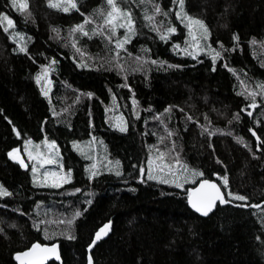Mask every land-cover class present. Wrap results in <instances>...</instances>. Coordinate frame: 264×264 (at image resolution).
Wrapping results in <instances>:
<instances>
[{
	"label": "trees",
	"instance_id": "obj_1",
	"mask_svg": "<svg viewBox=\"0 0 264 264\" xmlns=\"http://www.w3.org/2000/svg\"><path fill=\"white\" fill-rule=\"evenodd\" d=\"M75 2L79 11L64 13L50 7L48 0H26L27 11L20 12L9 0H0V12L14 21L8 33L0 28V184L13 193L0 198V264H18L14 254L32 243L58 244L60 260L47 264H86L87 245L109 221L110 231L90 250L93 264H264V143L258 151L249 131L252 128L264 141V95L257 88L264 84V0H183V12L204 22L207 43L221 53L215 65L214 51L206 49L193 59L173 50L174 43L181 49L188 46L187 29L175 15L180 0H114L121 11H131L137 31L119 54L124 68L119 75L106 62L113 61L115 51L104 38L107 0ZM156 5L161 12L155 14V24L161 29L177 27L168 41L158 39L151 25L145 27L143 17L152 16ZM81 23L89 36L70 31ZM93 28L103 35L93 34ZM13 32L22 33L18 42L26 51L20 52L17 41L8 39ZM124 34L117 29V36ZM73 39L80 52L72 47ZM144 49L165 64H139L136 57H143ZM52 60L56 63L46 97L35 77L41 65ZM81 61L87 67L78 68ZM137 67L141 70L134 71ZM124 83L132 91L120 87ZM248 92H256V108H248L253 103ZM133 97L139 118L132 116ZM166 107L170 113L164 112ZM158 113L163 123L153 119ZM185 113L193 120H186ZM115 114L128 124L126 132L112 127ZM197 121L213 133L211 137ZM165 125L174 133L171 139ZM45 138L56 141V167L73 169L72 180L61 188L34 184L33 161L25 157L27 167L20 168L7 157L12 147L21 154L32 147L30 143L25 149L24 139L43 148ZM91 138L98 142V156L104 155L109 162H103L120 177L104 171L106 164L101 163V175L88 181L85 165L91 159L71 142L77 141L80 149L79 144ZM161 152L166 153V163L178 157L206 179L218 181L227 174L229 186L222 190L230 202L217 203L202 217L189 208L186 192L200 177L183 188L147 180L148 157ZM140 165L145 168L143 183L137 179ZM76 188L82 191L76 193ZM228 191L248 199L236 200ZM77 210L82 214L71 225L65 223ZM48 218L57 221L47 223ZM36 221L44 223L37 228Z\"/></svg>",
	"mask_w": 264,
	"mask_h": 264
},
{
	"label": "snow or ice",
	"instance_id": "obj_2",
	"mask_svg": "<svg viewBox=\"0 0 264 264\" xmlns=\"http://www.w3.org/2000/svg\"><path fill=\"white\" fill-rule=\"evenodd\" d=\"M9 3L12 5V7L18 11L24 12V10L28 7L26 0H9ZM48 4L52 8H57L63 11L64 13H68L71 10H77L78 5L75 2V0H48ZM107 4L110 6L111 10L107 13V16L104 17L105 20V26L108 30V35H106L104 38L107 39L110 43L114 44L115 51L113 53V61H106L109 63L110 67L114 66L117 70V74H121L124 71V68L122 64L119 62V54L120 52L126 51V45L131 41L132 37L137 34L136 31V20L133 18V15L130 10L125 9L121 11L117 7V5L114 3V0H107ZM18 5V7H17ZM169 12L172 11L170 8L168 10ZM161 9L159 8V5L155 6V11L152 16L144 15L143 19L147 23L145 24V27H149L151 25V30L157 33L158 39L162 41H168L171 36H173L177 32L176 26H168L167 28L161 29L159 26L155 24V14L160 13ZM165 16H167V12L163 13ZM176 19L187 29V36L185 38V44L188 46L181 49L180 45L178 43L173 44V50L176 51L178 55H188L191 56L193 59H196L199 53L205 52L206 49L208 51H214L210 44L207 43L209 39V30L205 26L204 22L200 19H195L190 16H188L186 13L183 12V0H180V8L176 10ZM85 22L89 21V17L85 16ZM7 25L6 27L4 25ZM0 28H3V31L5 33H8L10 29L14 28V21L11 19L7 14L0 12ZM122 28L124 29V36L119 37L117 36V29ZM54 32H57V36H59V33L56 29H53ZM72 33H75L79 31V33L82 36H89V33L85 31L84 23L76 24L72 27L70 30ZM93 34H101L103 35V32H101L98 28L92 29ZM22 36V33L20 32H13L8 36L9 40H16L17 41V48L20 52L26 51L25 47L22 46L18 41L19 38ZM91 38V37H89ZM189 38H191L192 43L189 44ZM238 37L234 34L233 40L236 41ZM219 44V41L217 42ZM72 47L76 49V52H80V49L76 46V41L72 40ZM15 51V49H14ZM147 49H144L145 55L137 56L136 60L139 62V64L143 65L145 63L150 62L151 65H160L163 66L165 64L164 61L161 60H155L151 59L150 56H147ZM129 55H131L129 53ZM221 57L220 51H214V54L211 56V60L213 64L215 65L218 58ZM56 63L55 60L49 61L48 64L41 65V72L37 73L35 79L38 84H42L41 87V94L43 96H48L49 92L51 90L52 86V80L49 79V73L53 71V65ZM76 66L78 68L87 67L86 64H84L82 61L77 63ZM227 66V65H225ZM168 67H179L178 65H168ZM141 69L137 67L134 69V71H140ZM215 70V68H213ZM229 71H234L233 69H229ZM120 87L129 88V91H132L131 88L127 83H124L120 85ZM257 88L260 90V94L264 95V84H257ZM111 92V89L109 90ZM88 97H92L93 93L89 92L86 93ZM248 96H251L253 98V103L248 105V108H256L257 105L255 103V96L256 92H248ZM132 103V116L134 118H139V113L136 111V105L137 101L133 97L131 99ZM107 112V109H105ZM171 108L166 107L164 109L165 113H170ZM181 111H183L181 109ZM245 109H241V112H244ZM53 115L55 116L56 113L53 112ZM186 120L192 121V116L188 115L187 113L184 114ZM248 115L251 116L252 113L248 112ZM170 118V117H169ZM7 119V117H5ZM118 123L112 124V127L117 128L120 132H126L128 128V124L125 122L124 118L122 116H118L117 118ZM153 119H160L163 123V119L161 114H157ZM234 119L239 120L240 116L234 115ZM205 120L207 121V117L205 116ZM90 126H91V118H90ZM199 127H201L202 131H207L209 137L212 136V132L208 131V129L204 125H199V122H196ZM165 130L167 131L168 138L171 139V137L174 135L172 131H168L167 126L165 125ZM13 131L16 132V128H13ZM249 131L252 133L253 136L257 139V150H260L261 143H264V141H261V138L257 136V133L252 130V128H249ZM19 136V133H17ZM91 135V134H90ZM163 139V138H161ZM237 140L240 143H244V141L240 138H237ZM160 143V140L157 141ZM31 141L29 139H24V146L25 149L28 148ZM44 146L48 149H50L47 157L41 156L40 153L33 154V151H26V155L29 158V160L33 161V165L31 168V172L33 174V183L36 184L39 180L38 176V167L37 163L42 167L43 165H58L59 159H60V153L57 148V144L55 140H48L45 138L43 141ZM72 146L74 149H77L78 151L83 154V149H78V142L72 141ZM212 145L209 144V148H211ZM165 155L166 153L161 152L158 157H156L157 163L156 167L154 169L153 167V158L151 155H149L147 164V180H156L160 181L164 184H174L176 188H183L184 184L190 179V178H196L200 177L198 185L187 188V202L191 206L192 209L195 210L196 213H199L203 216H208L210 212H212L213 208L217 205V203L223 205L226 202L224 192L222 189L228 188V180H227V174H225L224 177L219 178L217 182H214L211 179L204 178L203 172L193 168L189 170V166L187 163H181L179 158H175L172 164H166L165 163ZM7 157L11 159L14 162L19 163L20 168H25L27 165L25 164L24 160L21 159L18 149L16 147H12L10 151L7 152ZM86 159H91L93 162L88 165H85V173L87 174L88 181H93L94 178L99 177L101 175V171L99 170V167L95 161L94 157H86ZM117 164L119 161L116 162ZM217 163H220L219 160H217ZM175 165V166H174ZM135 167V166H134ZM104 171L110 172L114 171L111 167L104 166ZM144 172L145 168L143 165H140V173L141 175L137 177L140 182L144 181ZM114 175L117 177L121 176V173L119 171H114ZM213 175H216L213 173ZM169 177L171 179H169ZM73 178V169L71 166H68L65 170L63 165L59 166L58 170H47L43 172V183L53 187V188H61L63 185L68 184L69 181H71ZM131 191H135L134 188L130 189ZM76 193H79L82 191L80 188H76L73 190ZM13 193H11L3 184H0V198L10 197ZM89 196L91 193L88 194ZM227 196L234 197L236 200L240 201H247V197L243 195L234 194L231 191L227 192ZM92 201L89 199L86 201L87 204H90ZM242 206H247L242 205ZM254 208L260 207L259 204L252 205ZM81 211L77 210L75 211L74 215L64 221L68 225H71L73 223V220H75L77 217L81 215ZM44 223V221H36L34 223V227H39L40 224ZM110 224L111 221L104 223L94 234V236L91 238V243L87 245L88 249H93L94 245L98 241H100L103 237H105L108 232L110 231ZM69 239H73L74 237L69 236ZM259 238V237H258ZM49 256H57V244L51 243V244H40V243H32L30 248H27L24 251H18L14 254L15 259L19 262V264H43L44 260L47 259ZM57 259L59 257L57 256ZM88 264H93V259L91 255L88 257Z\"/></svg>",
	"mask_w": 264,
	"mask_h": 264
},
{
	"label": "rangeland",
	"instance_id": "obj_3",
	"mask_svg": "<svg viewBox=\"0 0 264 264\" xmlns=\"http://www.w3.org/2000/svg\"><path fill=\"white\" fill-rule=\"evenodd\" d=\"M17 7H18V5H17ZM111 10V8H110V6H109V8H108V10H107V13L109 12ZM27 11V8L24 10V12H26ZM21 12V11H20ZM105 16H107V14L105 15ZM118 116L115 114V116H114V122H116V123H118V121H117V118ZM31 144H32V147H30L29 149H27L26 151H33V154L35 155L36 153H40L41 154V156H44V157H47V155H48V153H49V151H50V149H48V148H46L44 145H43V148L41 147V148H39V147H34V144H33V142H31ZM97 144H98V142L95 140V139H93V138H91L90 139V141L89 142H82L81 144H79V146H80V149H83V155H85V156H87V157H94L95 158V161H96V163H97V165L99 166L101 163L102 164H106V166H108V167H110L111 166V164L110 163H105V162H103V161H106V162H109V160L107 159V158H105L104 157V155H99L98 156V152H99V149H98V147H97ZM92 147V153H91V150H90V148ZM18 153H19V155H20V157H21V159H23L24 161H25V159L27 158V159H29L28 157H27V155L26 154H21L19 151H18ZM96 154H97V156H96ZM91 155V156H90ZM151 155H152V153H151ZM154 156V155H153ZM26 157V158H25ZM175 157V156H174ZM153 158V167H154V169H155V167H156V163H157V160H156V156L155 157H152ZM93 161L91 160V163H92ZM90 163V164H91ZM166 163V162H165ZM166 164H169V163H166ZM171 164V163H170ZM37 167H38V176H39V180H38V182H40L41 184H44L42 181H43V172L44 171H47V170H58L59 168H57L56 167V165H43L42 167L39 165V163H37ZM189 170H191V169H189ZM169 179H171L170 177H169ZM196 178H190L185 184H187V183H191V182H193V180H195ZM184 184V185H185ZM47 223H55L57 220L56 219H51V218H48L47 220Z\"/></svg>",
	"mask_w": 264,
	"mask_h": 264
},
{
	"label": "water",
	"instance_id": "obj_4",
	"mask_svg": "<svg viewBox=\"0 0 264 264\" xmlns=\"http://www.w3.org/2000/svg\"><path fill=\"white\" fill-rule=\"evenodd\" d=\"M214 182H217V181H215V180H213ZM198 185V183L195 185V186H197ZM194 187V186H193ZM223 191V190H222ZM225 195V194H224ZM188 203V202H187ZM219 204V203H218ZM221 205V204H220ZM188 206H189V208L193 211V212H195V210L194 209H192L191 208V206L188 204ZM215 208V207H214ZM214 208H213V210H214ZM212 210V211H213ZM196 213V212H195ZM211 213V212H210ZM209 213V214H210ZM196 214H198V215H200V216H202V217H205V216H203V215H201V214H199V213H196ZM106 237V236H105ZM105 237H103V238H105ZM57 244V243H56ZM31 247V246H30ZM29 247V248H30ZM90 253V250L88 249V254H87V263L86 264H88V257H89V254ZM57 256L59 257V259H57ZM57 256H49L47 259H45L44 260V262H43V264H47L50 260H55V261H58V260H60V254H59V247H58V244H57ZM17 261V260H16ZM17 263L19 264V262L17 261Z\"/></svg>",
	"mask_w": 264,
	"mask_h": 264
}]
</instances>
